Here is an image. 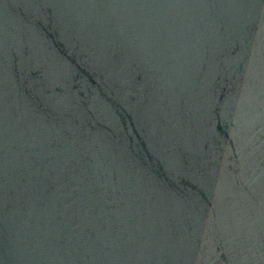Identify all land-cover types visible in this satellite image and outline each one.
<instances>
[{
	"label": "water",
	"instance_id": "obj_1",
	"mask_svg": "<svg viewBox=\"0 0 264 264\" xmlns=\"http://www.w3.org/2000/svg\"><path fill=\"white\" fill-rule=\"evenodd\" d=\"M0 264H264V0H0Z\"/></svg>",
	"mask_w": 264,
	"mask_h": 264
}]
</instances>
